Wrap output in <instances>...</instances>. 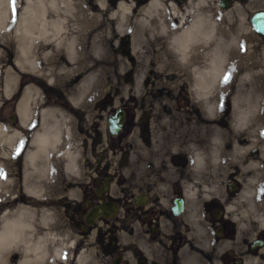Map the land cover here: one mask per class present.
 <instances>
[{
	"label": "flooded vegetation",
	"instance_id": "obj_1",
	"mask_svg": "<svg viewBox=\"0 0 264 264\" xmlns=\"http://www.w3.org/2000/svg\"><path fill=\"white\" fill-rule=\"evenodd\" d=\"M127 1L130 0L114 3L117 8ZM149 2L137 0L131 13L138 14ZM123 44L129 45V38L125 37ZM138 54L130 49L125 53L128 58ZM40 67L44 69L42 64ZM75 81L81 82L78 78ZM69 92L44 91L39 118H32L28 126L21 123L23 140L31 141L44 115L47 126L48 119L62 117L58 119L61 137L72 135L74 117L85 132L89 119V114L85 115V89L78 105ZM115 98V94H108L93 106L100 116L108 114L106 132L103 134L98 122H93L85 146L89 145L88 136H92L94 144L112 150L114 173L99 172L89 182L91 186L82 183L84 213L78 212L77 217L82 221L78 227L83 245L76 254L85 257L87 251L96 260L108 258L111 264H246L247 257L260 254L264 249V228L243 251L233 246L240 240L228 203L264 200L240 197L244 193L242 184L233 175L229 156L233 102L202 100L193 87L184 84L177 86L173 94L156 91L149 100L133 101L130 107L115 106ZM117 116L122 120L119 129L113 130L110 120ZM57 199L69 197L65 194ZM99 207L111 210L108 217L93 216L89 223L91 213ZM67 210L72 223L74 210L71 205ZM93 234L95 246L85 248V238ZM219 245L224 249L220 255L216 250ZM202 252L206 253L204 260Z\"/></svg>",
	"mask_w": 264,
	"mask_h": 264
},
{
	"label": "rangeland",
	"instance_id": "obj_2",
	"mask_svg": "<svg viewBox=\"0 0 264 264\" xmlns=\"http://www.w3.org/2000/svg\"><path fill=\"white\" fill-rule=\"evenodd\" d=\"M114 1L74 0L76 5L80 2L81 7L85 10V38L88 41L97 39L96 35L98 32H107V30L112 28L113 22L109 17L111 11L116 10ZM101 2L104 3V8L101 6ZM171 2H174V0H171ZM175 2L176 4L181 3L177 0ZM126 3L136 8L137 0H130ZM201 5L205 10L216 9L223 14L228 13L226 25L231 28L233 37L240 41L239 52H243L247 60L244 73L236 75L235 78H229V86L225 91L212 93L204 89V91H200L208 93L200 95V91L197 90L199 92H197V96L202 100L219 99V101H232L236 104L233 109L234 115L230 130L232 149L229 156H231L233 175L242 184L244 193L240 197H264V166L262 167L264 163V41L253 30L249 22V18L255 11L264 9V0L251 2L234 0L233 7L228 11L221 8L219 0H202L200 2ZM207 13L209 12L207 11ZM137 15L136 13L130 14L129 21L131 26L129 31L113 33L112 43L110 42V45H114L112 46L111 56L116 59L117 66L112 69L113 73L110 75L109 82H106L101 90L97 91L95 95L85 97V115L89 114V119H86L85 132L81 131L82 125L74 117L72 135L64 136L58 146L60 150L63 148L67 149L68 153H55L49 157L43 154L37 159L36 164L33 165L24 156L27 149H32L30 140H20L21 143L19 144V139L16 137L18 145L16 144L8 160L12 170L19 175L14 178L16 181L13 186L9 188L8 193L0 200V227L4 220L3 216L10 211L8 218L13 219L16 215V207L22 205L27 208V221H32L34 224V229L32 227L27 231L29 233L33 230L39 231L42 236L51 234L49 237L51 238L53 251L51 253H42L40 256L31 254L27 256V253L23 252L24 247H21V250L10 251L9 255H7L10 264H19L25 259L34 260V263L39 261L40 264H75L78 260L77 248L79 249L83 245V236L78 227V224L82 221L77 217L78 212L84 213L82 183H85V187L91 186L89 182H92L95 176H99V172H104L105 175L114 173L112 150L106 151L105 145L97 146L94 144L92 136H88L89 145L88 147L85 146V138L89 134V127H92L91 124L93 122H98L103 134L106 132L108 114L105 113L100 116L99 113L93 110V106L97 102L108 94H115V106L130 107L133 101L149 100V96L156 91L160 94H165V91L173 94L177 90V86L182 84L192 87L194 80L190 77L187 79L177 68L169 67L170 70H163L157 68L156 65H152L146 69L138 55L135 58H128L125 55L128 49H130V52H134V39L140 38L142 28L135 25ZM149 15L156 17L160 13L154 12L152 14L149 13ZM205 15L208 17V14L205 13ZM100 16L103 17L102 21H97L92 27L86 26L88 21ZM74 22L75 18L73 17L66 21L69 26L67 35L75 34L73 33L76 31ZM10 33V35H7L10 37H5L3 40H13L18 32L13 28ZM125 37L129 38V45H122ZM44 46V44L42 46L36 45L34 47L35 52L42 53ZM51 46L58 53V57L53 61L43 60L42 66L44 69H40L39 73L34 68V64L27 62L23 66L21 60L14 54L6 53L4 56H0V126L3 125L9 129V136L16 133L20 136V132L23 131L21 126L23 121L19 115V108L27 91L30 94L39 92L38 103H35L37 99L33 98L32 118L35 117V120L37 117L39 118L38 109L43 107V105L40 106V103L45 100V90H63L64 92H69L68 90H70L69 94H73L75 104H81L78 101L83 96L85 89V60L84 62L76 61V64L80 67L76 73H66L62 68V65L68 61L66 47L64 45L57 46L55 43ZM235 47L238 50L237 45ZM167 74H174V77H168ZM76 78L80 79L81 82L76 83ZM183 78L186 80L184 81ZM25 82L27 83L25 84ZM171 84L175 85V87L168 88L167 86ZM257 105H260V107L257 108ZM257 111H260L259 116H257ZM12 117L15 118V123L12 122ZM60 118L62 117L57 115L55 117L56 121L51 118L48 119L49 129H58V119ZM30 121H27V124H31L32 121ZM44 122L45 116H43V124ZM25 132L27 133V131ZM1 137L7 138L5 132L0 130ZM65 137L66 139L64 140ZM236 142H239L242 148H246L247 151L234 155L233 147ZM71 164L78 168L77 172L71 170ZM48 167H51L54 175H57L56 179L54 175L52 178H45L44 171ZM102 167L107 168L103 171L97 170V168ZM38 169L43 171H38ZM45 180L46 183H44ZM42 183L45 185L43 186ZM33 189L42 192L37 197L35 195L36 190L32 193ZM65 194H67L69 200L57 199ZM15 197H18V199L13 200ZM69 205L74 210L72 216H74L75 220L72 223L68 219L71 216H69L70 211L67 210ZM228 207L231 210L229 215L234 221L236 234L240 240L233 246L236 250L243 251L245 245L256 237L258 231L264 228V200H232L228 203ZM30 210L34 214H29ZM38 239V236H32L33 241H38ZM95 239V234L88 240L85 238V248L89 245L95 246ZM72 243L74 244V252L71 251L70 247ZM216 250L218 255H220L224 249L219 245ZM205 254V252H202L201 260H204ZM240 254L243 255V253ZM91 255L85 251V257L82 256V261L79 262L78 260V264H96L97 261H100L101 264H111L108 258L96 260ZM93 260L96 262L94 263ZM246 264H264V249L258 255L247 257Z\"/></svg>",
	"mask_w": 264,
	"mask_h": 264
},
{
	"label": "bare ground",
	"instance_id": "obj_3",
	"mask_svg": "<svg viewBox=\"0 0 264 264\" xmlns=\"http://www.w3.org/2000/svg\"><path fill=\"white\" fill-rule=\"evenodd\" d=\"M178 1H181L182 5L176 4L175 0L174 2L150 0L139 10L135 25L141 27L142 31L140 38L134 39V53H139L138 58L146 69L152 65L163 70H170L169 67L177 68L187 79L190 77L194 80L192 87L196 92L204 91V89L212 93L225 91L229 86V79L225 82V77L235 78L236 75L243 74L247 60L246 55L239 52L240 41L233 37L231 28L226 25L228 13L223 14L216 9L205 10L202 5L200 6L202 0ZM101 6L104 8V3L101 2ZM14 7L15 12H13V0H0V56L6 53L14 54L21 60L23 66L27 62L34 64V68L39 73L43 60L53 61L58 57V53L51 45L53 43L57 46L64 45L68 51V61L62 65V68L66 73H76L80 68L76 61L84 62L85 60V97L95 95L106 82H109L110 75L113 73L112 69L117 66L116 59L111 56L112 46H114L110 45L111 38L114 32L129 31L131 26L129 16L131 11H134L131 5L126 2L119 3L116 10L110 13L112 28H109L107 32H98L97 39L92 41L85 38V10L80 2L76 5L74 0H15ZM103 8L101 9L105 10ZM154 12L160 15L156 17L149 15ZM101 16L88 21L86 26L92 27L97 21H102ZM71 17L75 18L76 31L73 35H67L69 26L66 21ZM13 28L18 32L17 36L13 40H3L5 37H10L7 35L11 34ZM42 44L45 45L43 52L36 53L34 47L42 46ZM201 91L200 95L208 93ZM34 97L37 99L35 103H38L39 92L30 94L27 91L19 108L23 125L28 126L30 124H27V121H32ZM212 101L216 102L215 99ZM233 104L236 107V104ZM259 107L260 105H257V108ZM256 113L257 116L260 115V111ZM0 130L5 132L7 137L0 138L1 200L16 181L14 178L19 175L12 170L8 159L18 139L19 144L20 140L23 141V136L21 132L20 136L18 133L9 136V129L3 125L0 126ZM62 140L63 137L58 129H49L44 122L30 141L32 149H27L24 156L35 165L37 159L43 154L48 157L55 153L67 154V149L58 148ZM245 151L247 149L236 142L233 154H242ZM70 168L74 172L78 171L75 165L71 164ZM38 171L43 170L38 169ZM44 172L47 179L54 175L51 167ZM56 177L57 175H54L55 179ZM34 190L37 197L42 192L33 189L32 193ZM17 199L18 197H15L13 200ZM26 210V207L18 205L13 219L8 218L10 211L3 216L4 220L0 227V264H10L7 255L10 251L21 250V247H24L23 252L27 253V256L30 254L40 256L42 253L53 251L49 237L51 234L42 236L39 231L33 230L30 233L27 231L32 227L34 229V224L32 221H27ZM29 214L34 213L30 210ZM35 235L39 237L38 241L32 240V236ZM73 245L72 243L70 246L72 252H74ZM78 260L82 261V254ZM34 262V260L25 259L19 264H40L39 261Z\"/></svg>",
	"mask_w": 264,
	"mask_h": 264
},
{
	"label": "water",
	"instance_id": "obj_4",
	"mask_svg": "<svg viewBox=\"0 0 264 264\" xmlns=\"http://www.w3.org/2000/svg\"><path fill=\"white\" fill-rule=\"evenodd\" d=\"M240 2H250L253 0H238ZM220 6L223 10H229L233 6V0H220ZM250 24L254 31L260 35L264 40V11H257L250 17ZM122 120L121 116H117V118L111 119L110 122L113 124V130L117 128V130L120 127V121ZM12 122L15 123V118L12 117ZM111 210L106 207H99L95 209L91 216L88 218V222L91 223V218L97 215H103L105 217H108V213H110Z\"/></svg>",
	"mask_w": 264,
	"mask_h": 264
},
{
	"label": "snow or ice",
	"instance_id": "obj_5",
	"mask_svg": "<svg viewBox=\"0 0 264 264\" xmlns=\"http://www.w3.org/2000/svg\"><path fill=\"white\" fill-rule=\"evenodd\" d=\"M14 5H15V0H13V12H15V7H14ZM228 79H229L228 77H225V82H227Z\"/></svg>",
	"mask_w": 264,
	"mask_h": 264
}]
</instances>
